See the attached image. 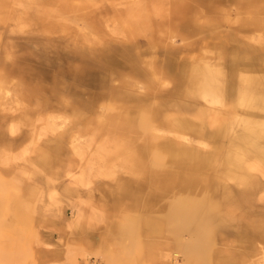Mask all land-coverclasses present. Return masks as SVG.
I'll return each instance as SVG.
<instances>
[{
  "label": "rangeland",
  "instance_id": "1",
  "mask_svg": "<svg viewBox=\"0 0 264 264\" xmlns=\"http://www.w3.org/2000/svg\"><path fill=\"white\" fill-rule=\"evenodd\" d=\"M101 1L0 0V264H211L210 246L240 251L219 238L242 213L240 175L263 165L241 137L260 133L262 151L264 96L243 75L264 73V0ZM241 154L246 168L226 175ZM181 183L196 188L187 208ZM263 243L247 264H264Z\"/></svg>",
  "mask_w": 264,
  "mask_h": 264
},
{
  "label": "bare ground",
  "instance_id": "2",
  "mask_svg": "<svg viewBox=\"0 0 264 264\" xmlns=\"http://www.w3.org/2000/svg\"><path fill=\"white\" fill-rule=\"evenodd\" d=\"M60 1V0H59ZM68 1V0H67ZM99 1V0H98ZM101 1V0H100ZM103 1V0H102ZM101 1V3H102V5H103V2ZM108 1V0H107ZM115 1V0H114ZM113 1V2H114ZM165 1V0H164ZM63 2V1H62ZM112 2V3H113ZM161 2L162 1H160V4H161ZM166 2V1H165ZM164 2V3H165ZM179 2V4H181V5H183L182 3H184L185 1H181V0H179L178 1ZM61 3V2H60ZM71 3V2H70ZM92 3V2H91ZM111 3V2H110ZM171 3V2H170ZM169 3V4H170ZM66 4V3H65ZM178 4V3H177ZM45 5V4H44ZM101 5V4H100ZM99 5V6H100ZM98 6V5H97ZM100 7H102V6H100ZM100 7H99V9H100ZM104 7H106L105 6V3H104ZM183 7V6H182ZM88 8V7H87ZM96 8V7H95ZM91 9H92V7H91ZM97 9V8H96ZM99 9H97V10H99ZM101 9H103V8H101ZM89 10V9H88ZM87 10V11H88ZM52 12H53V10H51ZM91 11V10H90ZM94 11V10H93ZM96 11V10H95ZM43 12V11H42ZM47 12V11H46ZM55 13V12H54ZM94 13V12H93ZM48 14H49V12H48ZM155 14V13H154ZM38 15H41V14H38ZM59 15V14H58ZM48 15H46V17H47ZM39 17V16H38ZM59 17H60V15H59ZM92 17V16H91ZM90 17V18H91ZM91 24H92V22H91ZM93 31L92 32H94V34H92V36L90 37V38H94V37H101V35H100V33H96V31H94L95 30V28H93L92 29ZM91 32V31H90ZM89 32V33H90ZM144 33V32H143ZM71 38H75V37H71ZM76 40V39H75ZM8 41V40H7ZM78 42V41H77ZM90 42H91V44L92 43H95L96 44V39H93V40H90ZM85 45V44H84ZM91 48V47H90ZM97 50V49H96ZM95 50V51H96ZM100 50V49H99ZM99 50H98V52H99ZM93 52V51H92ZM95 53V52H94ZM94 55V54H93ZM121 58V57H120ZM257 60V58L254 56L253 58H252V61H254V60ZM14 61V60H13ZM63 61V60H62ZM127 61V60H126ZM125 61V62H126ZM175 61V60H174ZM177 61V60H176ZM264 61V60H263ZM69 62V61H68ZM67 62V63H68ZM185 62V61H184ZM9 63V62H8ZM13 63V62H12ZM15 63V62H14ZM64 63V62H63ZM66 63V62H65ZM69 63H71V62H69ZM256 63H257V61H256ZM60 64V63H59ZM139 64V63H138ZM255 64V63H254ZM182 65H183V63H182ZM187 65V64H186ZM57 66V65H56ZM64 66H65V64H64ZM63 66V67H64ZM240 66V65H239ZM130 67V66H129ZM197 67V66H196ZM245 67H247V66H245ZM65 68V67H64ZM63 68V69H64ZM66 68H68V70H69V72L71 73V74H73V76L75 77V78H78V79H81V80H85V79H89V77H94V78H96V76H93L92 75V73H93V71H94V68H93V65H91V64H89V66L87 67V68H83V67H81L80 66V64H71L70 66H68L67 64H66ZM65 68V69H66ZM172 68V67H171ZM180 68H181V66H180ZM199 68V67H198ZM239 68V67H238ZM111 69V68H110ZM174 69V68H173ZM185 69V68H184ZM25 70H26V68H25ZM24 70V71H25ZM51 70V69H50ZM68 70L66 71L67 73H68ZM132 70H134V68L133 69H131V71ZM172 70V69H171ZM181 70V69H180ZM219 70V69H218ZM221 70V69H220ZM239 70V69H238ZM255 70V67H253V68H251V69H249V71H245V75H243V76H245L244 78H245V81H247L248 83H250L252 86H251V88L252 87H254L255 88V91H257V89H260V95L259 96H264V73L263 72H255L254 71ZM13 71H14V69H13ZM54 71V70H53ZM135 71V70H134ZM198 71V73H200L199 72V70H197ZM29 72V71H28ZM32 72V71H31ZM39 72V71H38ZM42 72V71H41ZM56 72H57V69H56ZM184 72H186V71H184ZM220 72V71H219ZM242 72V71H241ZM240 72V73H241ZM24 73V72H23ZM62 73V72H61ZM131 73V72H130ZM175 73V72H174ZM178 73V72H177ZM197 73V74H198ZM214 73V72H213ZM59 74V73H58ZM57 74V77L59 76ZM66 74V73H65ZM124 74V73H123ZM186 74V73H185ZM184 74V75H185ZM244 74V73H243ZM11 75V74H10ZM15 75V74H14ZM21 75H22V73H21ZM26 75H27V73H26ZM30 75V74H29ZM51 75H52V73H51ZM176 75V74H175ZM207 75V74H206ZM209 75V74H208ZM53 76V75H52ZM67 76V75H66ZM197 76H199V75H197ZM197 76H196V78H197ZM211 75H209L208 76V79L206 80V81H208L209 83H206L207 85H208V87L209 88H212V87H214V88H218L220 85H221V82H220V80H212V79H210L211 77H210ZM13 77V76H12ZM15 77H17V76H15ZM62 77V76H61ZM177 77V76H176ZM195 77V76H194ZM207 77V76H206ZM4 78V77H3ZM19 78V77H18ZM21 78V77H20ZM19 78V79H20ZM51 78V77H50ZM70 78V77H69ZM132 78V77H131ZM179 78V77H178ZM193 78V77H192ZM47 79V78H46ZM64 79V78H63ZM177 79V78H176ZM205 79V78H204ZM13 80V79H12ZM50 80V79H49ZM54 80H56V78L54 79ZM69 80V79H68ZM80 80V81H81ZM175 80V79H174ZM181 79H179V81H180ZM183 80V79H182ZM181 80V81H182ZM192 80V79H191ZM221 80H223L222 78H221ZM243 80V79H242ZM20 81H21V79H20ZM48 81V80H47ZM61 81V80H60ZM59 81V82H60ZM72 81V80H71ZM89 81V80H88ZM178 81V82H179ZM238 81V80H237ZM16 82H17V80H16ZM56 82H57V80H56ZM59 82H57L58 84H59ZM64 82V81H63ZM68 82V81H67ZM67 82H66V84H67ZM173 82V81H172ZM175 82H177V81H175ZM175 82H174V84H175ZM177 82V83H178ZM22 83V82H21ZM26 83V82H25ZM48 83V82H47ZM69 83V82H68ZM181 83V82H180ZM192 83V82H191ZM15 84V83H14ZM61 84H62V86H64L63 85V83L61 82ZM79 85V84H78ZM178 85H179V83H178ZM14 86V85H13ZM17 86V85H16ZM15 86V87H16ZM19 86V85H18ZM80 86V85H79ZM83 86H84V84H83ZM95 86V85H94ZM124 87H126V84H124V86H123V89L122 90H124ZM198 87V86H197ZM127 88V87H126ZM193 88V87H192ZM213 88V89H214ZM62 89V88H61ZM71 90V96H73L74 95V93L75 94H78L77 92H78V90L80 91V89L77 87H75V86H73V88H70ZM91 89V88H90ZM197 89V88H196ZM22 90V89H21ZM83 90V89H82ZM85 90V89H84ZM178 90V89H177ZM23 91H25V88L23 89ZM88 90H86V92H87ZM125 91V90H124ZM26 92V91H25ZM28 92V91H27ZM82 92V91H81ZM91 92H93V91H91ZM242 92V91H241ZM23 93V92H22ZM58 93L59 94H64V93H62V91H58ZM118 93H120V92H118ZM178 93V92H177ZM186 93V92H185ZM243 93V92H242ZM20 94V93H19ZM27 94V93H26ZM70 93H67V95H69ZM86 94H88V93H86ZM253 94V93H252ZM251 94V95H252ZM12 95V94H11ZM21 95H23V94H21ZM66 95V96H67ZM83 95L85 96V94L83 93ZM92 95V94H91ZM95 94H93V96H94ZM180 95V94H179ZM65 96V97H66ZM93 96H90L91 97V99H92V97ZM195 96V95H194ZM80 97V96H79ZM254 98V97H253ZM70 99V98H69ZM71 100V99H70ZM64 102V101H63ZM81 104H83V101H82V103ZM253 107V106H252ZM247 119V118H246ZM250 119V118H249ZM251 120V119H250ZM253 120V119H252ZM263 120V119H262ZM249 121V120H248ZM255 121V120H254ZM261 121V120H260ZM264 121V120H263ZM246 122H247V120H246ZM246 124V123H245ZM251 124V123H250ZM249 125V124H248ZM252 126H253V123H252ZM252 126H250V127H252ZM257 126H258V124H257ZM256 126V127H257ZM249 131H251V130H249ZM260 138H262V135L260 134V133H255L254 135H251V136H249V135H242V137H241V142H242V144L247 148V150H245V149H242V152L243 153H246L248 156H250V159H251V157H253V158H258V159H260V161H262V163H263V165H261L260 167L259 166H256V165H254V163L252 164V165H250L249 166V169H251V170H253V171H257L256 173H253L252 175L250 174V173H248L247 175L245 174V173H242L241 175H240V181H241V183H243L244 185H247L248 186V189H245V194H244V196H241L240 198L239 197H237V198H235L234 199V202L232 203V207L235 209V208H239L240 210H242V213L240 214V215H238L237 213L234 215V213H233V218L232 219H229V220H226V221H224L225 223L226 222H228L229 223V226H227V230H226V233L224 234L225 236H223V237H221V239L222 240H226V239H228L229 238V236L231 235V234H234V237L239 241V246H240V251H236V250H231V251H223V250H218V249H211L210 250V254L211 255H209L208 256V259H207V261H209V263H211V264H235V263H237V264H242V263H245L246 262V264H247V262H249V260H251L252 258H250L249 259V257L250 256H252L253 254H255L254 252H255V250H256V247L258 246V243H260L262 240H264V227H263V223H264V218H260V222H256L255 221V219L254 220H249V215L250 214H257L256 212H258V207H259V205L257 206V204H256V200H255V192L257 191V192H259V194L260 193H262V191H261V189H263V191H264V179H262V182L259 184L258 182H257V176L258 175H260V176H262L263 178H264V146H263V149H262V151L260 152V148H259V142L260 141H258ZM108 139V138H107ZM233 145H235V144H233ZM232 145V146H233ZM238 145V144H237ZM236 146V145H235ZM105 150V149H104ZM111 150V149H110ZM236 151V150H235ZM234 151V152H235ZM238 152H239V150H238ZM241 152V151H240ZM237 154V153H236ZM235 154V155H236ZM239 155V154H238ZM242 155V154H241ZM240 155V158H237L236 157V162L234 161V160H231V159H229L228 161H227V164H228V168H227V170H225V174L226 175H231V168H232V166L235 164V163H237V162H239V163H241V166L243 167L244 166V162H245V160H246V157H245V155H242L241 156ZM123 157V156H122ZM198 158V157H197ZM235 158V157H234ZM128 159V158H127ZM174 160V159H173ZM238 160V161H237ZM178 161V160H177ZM176 161V162H177ZM248 161V160H247ZM225 162V161H224ZM183 163V162H182ZM185 163V162H184ZM193 163V162H192ZM189 165V164H188ZM219 167V166H218ZM220 168V167H219ZM244 168H246V166H244ZM228 169H230V171L228 170ZM102 170V169H101ZM239 171V170H238ZM240 172V171H239ZM250 172V171H249ZM218 173H219V171H218ZM234 174V173H233ZM239 174V173H238ZM237 174V175H238ZM218 175V174H217ZM199 176V175H198ZM222 176H223V174H222ZM232 176V175H231ZM239 176V175H238ZM237 176V177H238ZM203 177V176H202ZM183 178V177H182ZM186 177H184L183 179H185ZM188 178V177H187ZM194 178V177H193ZM222 178V177H221ZM198 179V178H197ZM186 180V179H185ZM189 180V179H188ZM187 180V181H188ZM191 180H193L194 181V179H191ZM191 180H189V181H191ZM196 180V179H195ZM206 180V179H205ZM192 181V182H193ZM199 181H200V179H199ZM231 181V180H230ZM223 182H225L224 181V178H223ZM184 183H186V181L184 182ZM190 184H191V182H189ZM120 184V183H119ZM130 184V183H129ZM183 183H181V185H182ZM188 184V183H187ZM206 184V183H205ZM226 184H227V182H226ZM128 185V184H127ZM185 186H183V188L182 189H184V192H185V194H183V196H182V200H184V203H185V207L187 208V206H189L188 205V203L189 202H186V201H189V197L191 196V194H190V192L191 191H193V190H195L196 188L195 187H191L190 185H186V184H184ZM202 185H204V184H202ZM239 185H240V183H239ZM182 186H180V187H182ZM143 189H144V186H143ZM180 191V190H179ZM182 191V190H181ZM237 191H238V189H237ZM242 193V192H241ZM180 194V193H179ZM182 195V194H181ZM225 196H228L229 195V192H227V193H225L224 194ZM178 198H180V197H178ZM186 200V201H185ZM221 200H223V199H221ZM193 200H191L190 201V205H191V202H192ZM264 201V200H263ZM130 207H133V209L132 210H128V208H127V212L128 213H136V210H135V208H134V206H130ZM227 207H228V204H227ZM229 208H230V205H229ZM262 208H264V205L262 206ZM126 209V208H125ZM120 210V209H119ZM238 210V209H237ZM264 211H262V213H263ZM125 213H126V210H125ZM133 214V215H134ZM261 214V213H260ZM136 215V214H135ZM232 222H236V225L237 224H239V228H238V230H237V232L236 231H234L233 230V225H232ZM263 222V223H262ZM115 225V224H114ZM225 229V228H224ZM223 229V230H224ZM255 229H259V230H255ZM146 232V231H145ZM244 241H246L245 243H243ZM257 244V245H256ZM264 244V243H263ZM234 246H235V244H234ZM237 246V245H236ZM260 246V245H259ZM260 248H261V246H260ZM146 249V248H145ZM261 253L263 254V258H264V250H263V248H262V251H261ZM263 262H264V260H263ZM250 264H255L254 262H251Z\"/></svg>",
  "mask_w": 264,
  "mask_h": 264
},
{
  "label": "crops",
  "instance_id": "3",
  "mask_svg": "<svg viewBox=\"0 0 264 264\" xmlns=\"http://www.w3.org/2000/svg\"><path fill=\"white\" fill-rule=\"evenodd\" d=\"M238 52H241V51L238 50ZM263 54H264V53H263ZM105 188H106V187H105ZM110 188H111V185H109V188H106V189L110 191ZM142 188H143V186H142ZM159 200H160V199H159ZM136 213H137V212H136ZM253 215H255V214H250V215H249V217H250L249 220H254V219H252V216H253ZM233 235H234V234H233ZM223 236H225V235H222L221 237H223ZM221 237L219 238L221 241H227V240H228V239H226V240H222ZM233 237H234V236H233ZM234 238H235V237H234ZM213 240H214V241H220V240H218V239H216V238H214ZM236 240H237V239L235 238L234 241H236ZM234 241H233V242H234ZM237 241H238V240H237ZM238 242H239V241H238ZM211 249L222 250V248H220V247H211V246L208 247V250H211Z\"/></svg>",
  "mask_w": 264,
  "mask_h": 264
}]
</instances>
